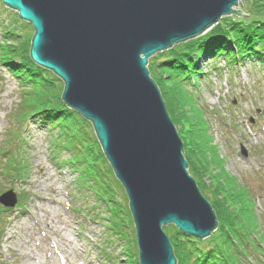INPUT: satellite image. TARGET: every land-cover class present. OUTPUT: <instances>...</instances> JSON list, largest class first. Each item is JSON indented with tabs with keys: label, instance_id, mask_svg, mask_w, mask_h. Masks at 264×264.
<instances>
[{
	"label": "water",
	"instance_id": "95a60500",
	"mask_svg": "<svg viewBox=\"0 0 264 264\" xmlns=\"http://www.w3.org/2000/svg\"><path fill=\"white\" fill-rule=\"evenodd\" d=\"M0 1L32 27L30 59L62 81V103L91 123L125 190L139 264H176L163 227L203 240L217 219L146 66L225 16L248 18L235 10L241 0ZM0 204L14 207L15 195Z\"/></svg>",
	"mask_w": 264,
	"mask_h": 264
},
{
	"label": "rangeland",
	"instance_id": "374dc122",
	"mask_svg": "<svg viewBox=\"0 0 264 264\" xmlns=\"http://www.w3.org/2000/svg\"><path fill=\"white\" fill-rule=\"evenodd\" d=\"M241 5H244L242 0L235 10L246 15ZM237 17L236 15L223 17L208 34L216 26L235 21ZM241 19L248 23L252 21V18ZM9 30L17 33L20 38L8 46L16 49L18 56L15 57L20 56L27 62L34 31L28 23L18 17L15 11L6 8L0 1L1 44ZM204 36L175 45L152 56L148 61L154 62L152 66L154 73L150 72L149 75L160 92L168 114L171 115L182 148L184 150L185 147L187 152L189 160L185 159V161L188 162V174L194 175L196 172L190 169L191 173H189V166L199 168V173L196 172L194 175V181L199 190L202 188L201 195L206 197L204 199L216 212L215 206L212 205L217 196L215 191L220 190L221 184L227 182V185L246 189L254 202L260 229L264 232V68L262 63L259 59L246 56L243 61L229 67L223 58L213 60L202 58V54L197 55L198 72L201 75L187 80L183 88L179 87L180 89L168 78L169 71H165L168 67L161 66L163 62L177 55L178 46L181 48L183 45L191 50L190 45L201 44L200 39ZM13 64L19 65V62L16 60ZM215 65L219 70H214ZM146 67L148 69V64ZM46 75L45 80L51 81L49 85L52 95L60 97L64 87L62 81L51 72ZM30 86H22L9 70L0 64V159L1 153L7 149L6 142L11 139L12 129L17 127L18 107L25 103V97H30L29 93L32 92ZM71 115L64 114L60 123L68 124ZM187 122L190 124L193 122L199 128V130L197 128L191 130L192 136L187 132L190 129ZM86 123L91 125L88 121ZM25 127L22 136L27 145L26 181L10 185L5 180L6 177L3 178L0 174V196L11 191L17 200L16 208L11 209L12 211L8 210L10 212L5 214L3 222L0 223V228L3 229L0 264H126L129 262L127 258L129 254L124 253L123 239H115V235L110 234L107 221L97 217L99 214L104 215L101 208H97L100 203L92 197L90 189L79 188L75 180L77 174L70 172L63 165L64 160L70 159L71 153L61 151L53 153L56 131L49 130L36 115L27 116ZM193 139L198 141L199 147L191 153L187 145ZM11 147L12 145L9 144L8 149ZM100 151L102 152V149ZM93 157L97 163L98 154L95 153ZM103 157L105 158L104 154ZM206 161L211 165L209 169L205 166ZM1 162L0 169L3 166ZM104 166L105 169L110 167L108 162ZM221 178L224 182L218 181ZM120 187V191L118 189L115 191L119 193L118 195H123L126 199L123 202L128 205L125 190L121 184ZM117 200L120 201V198ZM212 234L203 240L192 238L206 245ZM106 256L109 257L108 260ZM255 257H246L247 264H264V254L261 262L256 263ZM137 261L139 264V260Z\"/></svg>",
	"mask_w": 264,
	"mask_h": 264
},
{
	"label": "trees",
	"instance_id": "16d2710c",
	"mask_svg": "<svg viewBox=\"0 0 264 264\" xmlns=\"http://www.w3.org/2000/svg\"><path fill=\"white\" fill-rule=\"evenodd\" d=\"M242 1H244V5L240 7L244 8L243 12L248 18H252L250 23L237 17L235 21L218 25L210 34L207 33L200 39L201 44H191V50L183 45L181 48L178 46L177 55L161 64V66L168 67L165 68V71H169L168 78L172 84L183 88L187 80L201 75L198 72L199 59L197 58V55L201 54L202 58H212L213 60L223 58L228 66L234 65L238 60L243 61L246 56H249L251 59H259L264 68V38L262 37L264 36V21H262L264 20V0ZM19 38L20 36L11 30L6 32L3 43H0V64L9 70L22 86L31 85L32 92L29 93L30 97H25L27 102L19 105L17 127L12 129L11 139L6 142L7 149L1 153L0 161L3 165L0 169L1 176L6 177L5 180L10 185L26 181L28 176V161L25 156L27 145L22 132L23 128H26L27 116H38L41 123L45 124L49 130L56 131L53 153L61 150L71 153L70 159L64 160L63 165L70 172L77 174L75 180H77L79 188L90 189L92 197L100 203L97 208H101L104 215L99 214L97 217L107 221L110 234L115 235V239H123V248L126 250L124 253L129 254L127 258L131 261L126 264H138V249L132 217L127 203L125 205L123 202L126 199L115 191L117 189L120 191L119 182L110 167L105 169L104 165L107 162L100 151L101 148L93 134V128L78 113L68 109L62 103L61 95L60 97L52 95L51 85H49L51 81L45 80L46 73H50V71L34 64L30 55H28L27 62L20 56L15 57L18 56L16 49L8 45L13 44ZM16 60L19 65L13 64ZM152 66H154V62L149 63L148 61L149 73L153 74ZM51 74L53 73L51 72ZM29 99L32 101L30 102ZM68 113L72 114V118L68 124L63 125L60 123L62 116ZM187 123L190 126L187 132L192 136L191 130L193 128L199 130V128L193 122ZM9 144L12 145L10 149H8ZM198 144L195 139L190 141L187 145L189 152L192 153V150H196L195 148L199 147ZM94 151L99 156L97 159L99 165L93 157ZM183 153L184 158L189 160L185 147ZM205 166L207 169L211 167L207 161ZM188 169L189 173H191L190 169L199 173V168L196 169L195 166H189ZM190 175L194 179V175L192 173ZM218 181L224 182L222 178ZM227 184L224 182L221 184L222 186H219L220 190L215 191L217 196L212 206H215L216 209L214 213H216L218 225L216 231L206 241V245L200 240L182 235L174 226L163 227V232L170 241L176 264H247L246 257L253 256H256L254 259L256 263L262 261L264 232L260 229L252 197L246 189ZM200 191L202 192V188ZM117 198H120V201ZM242 206L245 207L242 208ZM240 209L243 210V213ZM6 213L7 211L0 207V223L3 222ZM2 230L0 228V244ZM132 238L134 239L132 240ZM108 258L106 256L107 260ZM116 261L118 262V258Z\"/></svg>",
	"mask_w": 264,
	"mask_h": 264
},
{
	"label": "bare ground",
	"instance_id": "6f19581e",
	"mask_svg": "<svg viewBox=\"0 0 264 264\" xmlns=\"http://www.w3.org/2000/svg\"><path fill=\"white\" fill-rule=\"evenodd\" d=\"M243 18H244V17H243ZM207 33H208V32H207ZM207 33H206V34H207ZM206 34H204V35H206ZM200 38H201V37H200ZM181 44H182V43H181ZM178 45H179V44H178ZM171 48H172V47H171ZM61 152H65V151L61 150ZM7 212H9V211L7 210Z\"/></svg>",
	"mask_w": 264,
	"mask_h": 264
}]
</instances>
